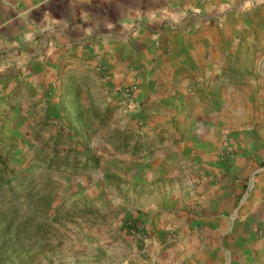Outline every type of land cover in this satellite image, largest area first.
I'll return each instance as SVG.
<instances>
[{"label":"crops","instance_id":"obj_1","mask_svg":"<svg viewBox=\"0 0 264 264\" xmlns=\"http://www.w3.org/2000/svg\"><path fill=\"white\" fill-rule=\"evenodd\" d=\"M245 29L264 30V0H0L2 133L25 135L29 119L75 121L84 131V160L101 156L102 174L172 179L162 197L166 210L153 203L149 214L129 219L148 230L145 247L125 234L133 246L116 264L264 259V238L249 232L264 223V164L256 182L245 181L264 163V126L258 142L250 134L230 136L222 145L231 156L222 160L227 148L214 145L208 126L238 116L199 101L228 71L243 80L230 91L264 100V56L247 67ZM192 107L181 125L179 112ZM110 112L116 120H105ZM174 128L184 135L168 137ZM67 142L74 148V140ZM191 175L201 184L188 182Z\"/></svg>","mask_w":264,"mask_h":264},{"label":"rangeland","instance_id":"obj_2","mask_svg":"<svg viewBox=\"0 0 264 264\" xmlns=\"http://www.w3.org/2000/svg\"><path fill=\"white\" fill-rule=\"evenodd\" d=\"M242 34L246 48L241 58L253 69L256 55L264 56V30L245 29ZM242 83L233 71L225 72L214 85L216 90L199 98L204 105L217 106L220 111L226 106L238 116L235 121L208 126L217 138L214 145L221 148H227L223 145L230 136L250 134L253 141L261 139L264 100L260 103V96L230 91ZM193 108L186 114L179 112L176 120L181 125L191 120ZM113 116L110 112L105 120H116ZM48 120L42 125L29 119L28 131L21 137H7L0 127V264H116L133 246L123 233L125 221L136 213L149 214L148 206L153 203L164 210V189L172 179L164 174H141L134 180L131 175L110 170L102 174L97 167L101 156L84 160L80 149L86 150L84 131L76 128V122L55 116ZM68 122L71 126H62ZM53 127H58L55 133ZM176 133L184 135L176 129L167 136ZM72 140L74 148L67 142ZM108 142L114 148L116 136ZM94 144L101 151L103 143L96 136ZM227 149L220 151L221 159L225 154L231 156L232 150ZM110 162L108 167H112ZM263 164L249 171L245 181L256 182L253 176L260 174ZM201 178L191 175L188 182L199 185ZM175 179L178 182L180 176ZM249 232L264 238V223L252 224ZM257 264H264L261 255Z\"/></svg>","mask_w":264,"mask_h":264},{"label":"built area","instance_id":"obj_3","mask_svg":"<svg viewBox=\"0 0 264 264\" xmlns=\"http://www.w3.org/2000/svg\"><path fill=\"white\" fill-rule=\"evenodd\" d=\"M201 2H207L208 0H198ZM136 87H132L126 94H130L135 91ZM124 234L131 238L138 249H143L150 238L148 230L145 228L142 222L138 220H129L124 223Z\"/></svg>","mask_w":264,"mask_h":264}]
</instances>
